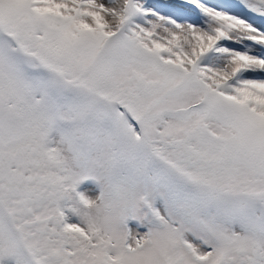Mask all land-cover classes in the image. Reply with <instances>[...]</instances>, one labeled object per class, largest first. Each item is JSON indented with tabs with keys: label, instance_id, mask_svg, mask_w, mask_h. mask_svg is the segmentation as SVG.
Returning <instances> with one entry per match:
<instances>
[{
	"label": "snow or ice",
	"instance_id": "6c2138e0",
	"mask_svg": "<svg viewBox=\"0 0 264 264\" xmlns=\"http://www.w3.org/2000/svg\"><path fill=\"white\" fill-rule=\"evenodd\" d=\"M0 264H264V0H0Z\"/></svg>",
	"mask_w": 264,
	"mask_h": 264
}]
</instances>
